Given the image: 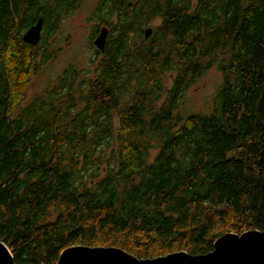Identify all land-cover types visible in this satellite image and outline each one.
Segmentation results:
<instances>
[{
    "label": "trees",
    "instance_id": "obj_1",
    "mask_svg": "<svg viewBox=\"0 0 264 264\" xmlns=\"http://www.w3.org/2000/svg\"><path fill=\"white\" fill-rule=\"evenodd\" d=\"M95 1L114 33L97 76L70 68L27 100L79 0H0V243L16 264H57L77 246L146 260L263 232L264 0ZM158 15L156 38L170 40L135 42ZM218 58L212 108L185 112Z\"/></svg>",
    "mask_w": 264,
    "mask_h": 264
},
{
    "label": "rangeland",
    "instance_id": "obj_2",
    "mask_svg": "<svg viewBox=\"0 0 264 264\" xmlns=\"http://www.w3.org/2000/svg\"><path fill=\"white\" fill-rule=\"evenodd\" d=\"M83 3L84 0H79V3H73L70 6V9L74 8L72 6L77 9L61 13L60 21L57 27L55 26L58 31L48 44L52 58L40 68L36 79L33 80L27 91V100H31L49 86L54 85L70 68H75L80 72L78 82H81L82 79L91 80L97 76L98 55L92 40L97 28L99 30L104 25L98 22V16L94 13L97 6L96 1L89 0L84 5ZM115 21L116 19L112 23ZM219 60L220 58L186 91L183 108L185 112H208L212 108L214 97L223 80L222 74L217 68ZM173 77L174 73L168 74L169 82L166 81L168 87H170ZM161 104L162 102L158 103L157 107ZM150 155L153 158L155 152L151 151Z\"/></svg>",
    "mask_w": 264,
    "mask_h": 264
},
{
    "label": "water",
    "instance_id": "obj_3",
    "mask_svg": "<svg viewBox=\"0 0 264 264\" xmlns=\"http://www.w3.org/2000/svg\"><path fill=\"white\" fill-rule=\"evenodd\" d=\"M42 30L43 19H39L23 35V42L37 47ZM107 35L108 29L102 27L93 41L97 51H104ZM0 264H16L11 251L3 243H0ZM57 264H264V231H249L242 235L226 234L215 241L213 251L196 256L175 252L143 260L118 248L77 246L65 249Z\"/></svg>",
    "mask_w": 264,
    "mask_h": 264
},
{
    "label": "flooded vegetation",
    "instance_id": "obj_4",
    "mask_svg": "<svg viewBox=\"0 0 264 264\" xmlns=\"http://www.w3.org/2000/svg\"><path fill=\"white\" fill-rule=\"evenodd\" d=\"M87 1H89V0H84V3H83V5L84 4H86L87 3ZM95 1V0H94ZM96 4H97V6H98V3L96 2ZM97 6H96V8H97ZM96 10V9H95ZM95 13V12H94ZM65 15V14H64ZM160 15H158L157 16V18H156V20H152V21H150L143 29H142V31L140 32V36L135 40V42H138L139 44H147L148 45V43H152V42H163V41H169L170 40V36H164V35H162L161 37H159V38H156V29L157 28H159V26H160V23H161V18L159 17ZM39 20V19H38ZM37 20V21H38ZM37 21L35 22V24L37 23ZM102 27H106L107 29H108V35H107V38H106V43H105V48H104V51L103 52H99V51H97L95 48V51H96V53H97V55H98V57L97 58H100L104 53H105V51H106V49H107V45H108V43L114 38V33L113 32H111V30H110V27H108V26H106V25H104V26H102ZM101 27V28H102ZM30 28V27H29ZM28 28V29H29ZM100 28V29H101ZM27 29V30H28ZM100 29L99 30H97V32H96V34H95V36L93 37V40H92V42L96 39V37L98 36V34H99V31H100ZM26 30V31H27ZM150 30V31H149ZM25 31V32H26ZM147 31H149L148 33H147ZM25 32L23 33V34H25ZM42 35H43V30H42V33H41V38H42ZM23 36V35H22ZM41 40V39H40ZM155 40V41H154ZM178 57H182V58H184V56H183V54L182 55H180L179 53H175V54H172L171 55V58H178ZM170 72H168L167 73V76H168V74H169Z\"/></svg>",
    "mask_w": 264,
    "mask_h": 264
},
{
    "label": "bare ground",
    "instance_id": "obj_5",
    "mask_svg": "<svg viewBox=\"0 0 264 264\" xmlns=\"http://www.w3.org/2000/svg\"><path fill=\"white\" fill-rule=\"evenodd\" d=\"M26 33V32H25ZM22 38H23V36H22ZM92 44H93V42H92ZM95 48V47H94ZM96 49V48H95ZM97 50V49H96ZM192 256V255H191Z\"/></svg>",
    "mask_w": 264,
    "mask_h": 264
}]
</instances>
